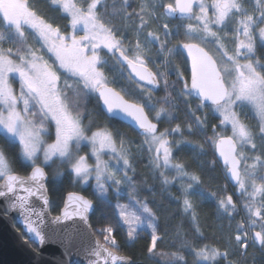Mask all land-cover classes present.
Segmentation results:
<instances>
[{"label":"snow or ice","instance_id":"6c2138e0","mask_svg":"<svg viewBox=\"0 0 264 264\" xmlns=\"http://www.w3.org/2000/svg\"><path fill=\"white\" fill-rule=\"evenodd\" d=\"M177 14L187 23L173 25ZM113 121H130L139 139ZM191 136L203 137L199 155L223 158L235 202L174 162ZM0 139L27 172L0 147L4 214H18L25 244L59 247L56 264L73 252L84 264H133L122 245L144 229L155 256L161 219L168 235L174 217L141 197L146 176L165 191L181 181L173 199L191 237L173 228L165 264H247L250 247L264 252V0H0ZM65 180L89 195L68 192L60 207L51 193ZM208 195L221 222L202 226L191 198Z\"/></svg>","mask_w":264,"mask_h":264},{"label":"trees","instance_id":"16d2710c","mask_svg":"<svg viewBox=\"0 0 264 264\" xmlns=\"http://www.w3.org/2000/svg\"><path fill=\"white\" fill-rule=\"evenodd\" d=\"M131 2V1H130ZM109 3H111V0H109ZM50 15H56L55 13H49ZM173 25L177 23H187L186 20H171L170 21ZM8 45H5L7 47ZM156 96V95H154ZM156 98V97H155ZM173 103H176L175 100H173ZM177 114L174 112V115ZM180 120L184 119V114L181 112L179 113ZM249 118L252 120V123L255 124L257 122V117L253 113H249ZM104 118L101 117V121L103 122ZM180 120L174 121L172 126H175L176 122H180ZM167 126V125H162ZM112 127L118 128L121 131H124L128 134V136L132 139H139L136 136V133L134 130H132L129 126L118 122L113 121ZM210 134V133H209ZM186 139L191 140L192 143L185 145L182 147V149L175 153L174 162H184L188 166V169L190 171L197 172L198 175L201 176V179L203 180V184L201 185V188L206 193H217L219 197H225L227 195H233L234 202L236 201L237 197L234 195V189L230 186L228 183L226 177H225V171L221 168L218 161L216 160L215 156L211 152H209L207 155H199L198 149H196L197 143H203V137L202 136H191L186 137ZM0 147H2L5 151V154L8 156L10 163L12 164V167L14 170L20 174H26L24 170H22L19 165L15 162V155L14 149L8 148L4 141L0 139ZM215 159L216 163L214 168L208 167V161H211ZM197 162H200L204 165L203 171L200 172L197 169ZM138 172H147V169L144 168L143 165L138 166ZM147 180V187L148 190L143 191L141 193L142 198H147L150 201H155L157 204L162 206V216L167 215L170 217H174L170 220V226L168 228V235H164V222L163 219H161V231L158 232V235L163 237V243L158 241L157 248L154 250L156 255L153 256L147 252V247L150 246V236L149 231L147 229H144L140 233V237L135 240L134 242L124 246L122 245V249L120 254H124L127 257H129L134 262H138L140 264H165L166 257H163L159 255L160 253H170L174 252L176 249L170 247L171 243L173 242V237L175 233L173 232V228L175 227L178 231L181 232L182 235L187 234L188 237H191V231L189 224L184 220V218L178 214L180 211V205H178L173 199V197L178 196L177 189L179 188V185H176L174 187H171L167 191L163 190L160 183L153 182L150 177H144ZM81 192L83 195H89L88 192H82L79 187H73L71 184L68 183L67 180H65L62 184L57 186V189L51 193L52 198L61 206L62 201L64 199V196L68 192ZM194 203H196V213L200 217V223L202 226L207 224H219L221 221L217 219L216 213V197L213 196H206L205 198H200L197 196H193L191 198ZM121 202L126 203L127 197H122ZM110 211V210H109ZM52 213H57L56 210H54ZM101 218V214L98 212L95 216L92 217V223L94 226H99L98 220ZM207 218V219H205ZM237 220L240 219L239 216L236 217ZM182 221H184L182 223ZM226 223V221H223ZM202 230L205 232L206 235H211V230L207 227H202ZM208 243H212L211 240L206 241ZM177 246H179L177 244ZM187 258L191 261L192 257L190 254H187ZM247 264H264V252H262L259 247H250L248 249L247 254Z\"/></svg>","mask_w":264,"mask_h":264},{"label":"water","instance_id":"95a60500","mask_svg":"<svg viewBox=\"0 0 264 264\" xmlns=\"http://www.w3.org/2000/svg\"><path fill=\"white\" fill-rule=\"evenodd\" d=\"M171 19L181 20L179 14H177L175 18ZM156 92H159V90ZM121 123L129 126L131 122L128 121ZM130 128L133 130L132 127ZM215 158L219 162L220 166L225 169L223 158L219 157L218 152L215 153ZM226 179L230 186L233 187L232 181L227 177ZM66 196L67 193L64 198H66ZM4 212V206L0 205V264H56L57 259H64L61 255V249L55 245L45 246L41 250L37 249L34 244H25L24 237L22 236V233H24V227L21 223L17 222L18 214L13 212L9 216H5ZM36 253H39V255H36ZM121 255L126 256L124 254ZM71 261L72 264H78V262L79 264H84L83 257L75 254V252H73V255L71 256ZM133 264L140 263L133 261Z\"/></svg>","mask_w":264,"mask_h":264},{"label":"flooded vegetation","instance_id":"af4514ba","mask_svg":"<svg viewBox=\"0 0 264 264\" xmlns=\"http://www.w3.org/2000/svg\"><path fill=\"white\" fill-rule=\"evenodd\" d=\"M177 63L180 65L181 70L184 72L185 76H188V74H189V62H188V63H185L184 58H183V57H179V58H177ZM169 79H170V80H175V76H174V75H171V76L169 77ZM15 85H16V87L18 86L17 84H15ZM162 94H164V93H163V91H161V90H159V92H155L154 95H156V96H154V99L159 100L160 97L163 96ZM155 97H156V98H155ZM224 135L227 136V132H225ZM49 142H51V141H49ZM221 168H222V167H221ZM222 169H224V168H222ZM26 174H27V172H26ZM26 174H24V175H26ZM64 197H65V196H64ZM63 200H64V199H63ZM62 204H63V201H62ZM62 204H61V206H62ZM61 206H60V207H61ZM51 214H52V215H56V214H58V213H51Z\"/></svg>","mask_w":264,"mask_h":264},{"label":"rangeland","instance_id":"374dc122","mask_svg":"<svg viewBox=\"0 0 264 264\" xmlns=\"http://www.w3.org/2000/svg\"><path fill=\"white\" fill-rule=\"evenodd\" d=\"M133 4H135V2H136V0H130ZM174 1L175 0H171V2H173L174 3ZM82 34V33H81ZM29 39H31V37L29 38ZM14 87H16V85H15V82H14ZM18 87V86H17ZM163 95V94H162ZM249 113H253V114H255L254 112H249ZM246 123H251V124H253L252 123V120L249 118V115H248V118H247V120L245 121ZM227 135H231V131L230 130H228L227 131ZM82 154H83V152H82ZM105 158H107V157H105ZM219 163V162H218ZM168 174H169V177L171 178V177H173V176H175V172H174V170H172V169H169L168 170ZM180 179L179 178H177L176 179V181H175V184L176 185H179L180 186Z\"/></svg>","mask_w":264,"mask_h":264},{"label":"bare ground","instance_id":"6f19581e","mask_svg":"<svg viewBox=\"0 0 264 264\" xmlns=\"http://www.w3.org/2000/svg\"><path fill=\"white\" fill-rule=\"evenodd\" d=\"M190 71V70H189Z\"/></svg>","mask_w":264,"mask_h":264}]
</instances>
